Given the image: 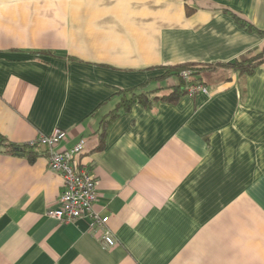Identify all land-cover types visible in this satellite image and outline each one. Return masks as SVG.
Masks as SVG:
<instances>
[{
    "label": "crops",
    "instance_id": "0c3cea01",
    "mask_svg": "<svg viewBox=\"0 0 264 264\" xmlns=\"http://www.w3.org/2000/svg\"><path fill=\"white\" fill-rule=\"evenodd\" d=\"M264 0H0V134L15 145L86 141L94 211L59 223L61 176L47 151L0 153V264H264V64L242 82L206 73L207 94L119 111L120 90L170 87L167 67L264 52Z\"/></svg>",
    "mask_w": 264,
    "mask_h": 264
},
{
    "label": "built area",
    "instance_id": "2783aa9c",
    "mask_svg": "<svg viewBox=\"0 0 264 264\" xmlns=\"http://www.w3.org/2000/svg\"><path fill=\"white\" fill-rule=\"evenodd\" d=\"M187 73H182L186 78ZM187 94H207L204 85H188ZM64 133L58 129L49 135H39L30 145H37L47 151L49 169L61 176L62 186L58 205L47 211L46 215L59 223H70L85 218L92 230L100 235V243L104 249L112 248L116 242L108 228V217L94 211L96 202V182L92 171L80 163L85 152L86 141L80 139L73 147L62 152L53 148L62 140Z\"/></svg>",
    "mask_w": 264,
    "mask_h": 264
},
{
    "label": "trees",
    "instance_id": "16d2710c",
    "mask_svg": "<svg viewBox=\"0 0 264 264\" xmlns=\"http://www.w3.org/2000/svg\"><path fill=\"white\" fill-rule=\"evenodd\" d=\"M230 15L233 20L246 31L256 32L261 35L264 34V31L258 30L251 23L238 15L234 13H230ZM261 64H264L263 51H250L229 63L207 65L179 64L167 67L163 75V78L176 77L177 82L170 87L147 90L146 87L148 83H145L133 89L120 90L117 93L119 100L116 107L100 121L98 131L96 132L98 136V145L96 148H101L104 145V139L109 125L113 122L120 110L127 111L134 104L150 109L153 104L158 101L176 103L182 96L187 94L186 87L188 85L206 86L203 81V76L206 73L213 72L217 68L236 72L240 82H242L245 77L251 74L254 69ZM184 72L187 73L186 78L182 77V73ZM15 148L22 149V154H26L29 159H33L36 155L43 154L39 151L40 147L37 145H15L0 134V153L17 154Z\"/></svg>",
    "mask_w": 264,
    "mask_h": 264
},
{
    "label": "water",
    "instance_id": "95a60500",
    "mask_svg": "<svg viewBox=\"0 0 264 264\" xmlns=\"http://www.w3.org/2000/svg\"><path fill=\"white\" fill-rule=\"evenodd\" d=\"M15 152L17 153V155H23L22 154V149L15 148Z\"/></svg>",
    "mask_w": 264,
    "mask_h": 264
},
{
    "label": "rangeland",
    "instance_id": "374dc122",
    "mask_svg": "<svg viewBox=\"0 0 264 264\" xmlns=\"http://www.w3.org/2000/svg\"><path fill=\"white\" fill-rule=\"evenodd\" d=\"M172 78H174V80L177 81L176 77H172Z\"/></svg>",
    "mask_w": 264,
    "mask_h": 264
}]
</instances>
